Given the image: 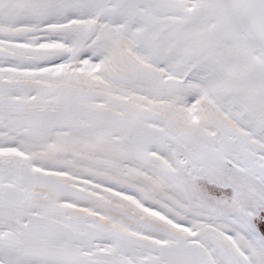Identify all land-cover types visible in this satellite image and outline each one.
I'll return each mask as SVG.
<instances>
[{"label": "snow or ice", "instance_id": "6c2138e0", "mask_svg": "<svg viewBox=\"0 0 264 264\" xmlns=\"http://www.w3.org/2000/svg\"><path fill=\"white\" fill-rule=\"evenodd\" d=\"M0 264H264V0H0Z\"/></svg>", "mask_w": 264, "mask_h": 264}]
</instances>
